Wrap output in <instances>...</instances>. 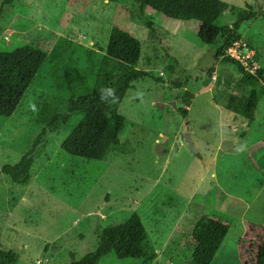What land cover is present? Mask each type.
I'll return each mask as SVG.
<instances>
[{
	"label": "rangeland",
	"instance_id": "obj_1",
	"mask_svg": "<svg viewBox=\"0 0 264 264\" xmlns=\"http://www.w3.org/2000/svg\"><path fill=\"white\" fill-rule=\"evenodd\" d=\"M221 1L259 13L239 33L264 70V0ZM233 22L226 12L221 25ZM198 25L142 13L129 0H0V50L28 44L48 54L14 114L0 117V171L40 148L26 184L0 173V244L17 264L78 261L97 246L99 227L133 213L156 254L149 264H188L203 215L230 221L213 263L244 264L245 234L264 228V96L253 121L214 103V92L238 96L248 87L238 86L235 66L220 63V43L198 39ZM105 55L151 77L131 83L119 143L104 159L73 157L60 145L79 118L60 133L42 131L71 97L92 89ZM187 124L196 153L184 140ZM100 264L142 263L111 256Z\"/></svg>",
	"mask_w": 264,
	"mask_h": 264
},
{
	"label": "trees",
	"instance_id": "obj_2",
	"mask_svg": "<svg viewBox=\"0 0 264 264\" xmlns=\"http://www.w3.org/2000/svg\"><path fill=\"white\" fill-rule=\"evenodd\" d=\"M138 5L143 13L146 8L169 19L198 22L197 37L205 45L219 46L216 56L220 63H230L236 67L238 86L248 87L240 95L226 96L214 92V103L247 121L254 120L259 100L264 96V70L258 69L256 75L245 72L237 61L226 54L234 41L240 40L242 23L255 20L259 13L252 9H239L221 0H129ZM226 12L234 15L231 26H222ZM48 54L35 45H18L12 49L0 50V117L10 118L17 109L23 95L44 64ZM255 63H258L255 58ZM149 73L135 68L111 56H103L98 63L96 79L92 89L71 97L66 112L49 119L43 133H60L71 126V119L79 118L71 126L69 134L60 148L63 152L77 158L101 161L110 147L119 143V134L124 128V117L119 107L131 83ZM67 89L71 80H63ZM189 105H187L188 107ZM177 113L188 117V110L178 108ZM36 143L14 165H5L0 173L5 174L16 184H26L31 169L39 154ZM230 221L216 215H203L192 230L193 246L188 264H214L213 259L220 248ZM246 241L240 245L244 264H264V228L251 226L244 236ZM98 243L95 249L80 260L72 259L70 264H100L111 256L117 259H133L149 264L156 258L152 252L149 234L138 214L133 213L118 224H109L97 229ZM248 238V239H247ZM14 251H5L0 244V264H17Z\"/></svg>",
	"mask_w": 264,
	"mask_h": 264
},
{
	"label": "built area",
	"instance_id": "obj_3",
	"mask_svg": "<svg viewBox=\"0 0 264 264\" xmlns=\"http://www.w3.org/2000/svg\"><path fill=\"white\" fill-rule=\"evenodd\" d=\"M226 54L237 61L245 72L256 75L259 67L255 63V54L241 40L234 41L226 50Z\"/></svg>",
	"mask_w": 264,
	"mask_h": 264
},
{
	"label": "water",
	"instance_id": "obj_4",
	"mask_svg": "<svg viewBox=\"0 0 264 264\" xmlns=\"http://www.w3.org/2000/svg\"><path fill=\"white\" fill-rule=\"evenodd\" d=\"M183 136H184L185 143H186L187 147L189 148V150H191V152H193V153H196V149L192 145L190 127L188 126V124L185 128V132H184ZM157 152L158 153L160 152V146L159 145H157Z\"/></svg>",
	"mask_w": 264,
	"mask_h": 264
},
{
	"label": "clouds",
	"instance_id": "obj_5",
	"mask_svg": "<svg viewBox=\"0 0 264 264\" xmlns=\"http://www.w3.org/2000/svg\"><path fill=\"white\" fill-rule=\"evenodd\" d=\"M32 110H33V111H35V110H36L34 105H32Z\"/></svg>",
	"mask_w": 264,
	"mask_h": 264
},
{
	"label": "crops",
	"instance_id": "obj_6",
	"mask_svg": "<svg viewBox=\"0 0 264 264\" xmlns=\"http://www.w3.org/2000/svg\"><path fill=\"white\" fill-rule=\"evenodd\" d=\"M181 236V235H180ZM182 237V236H181Z\"/></svg>",
	"mask_w": 264,
	"mask_h": 264
}]
</instances>
